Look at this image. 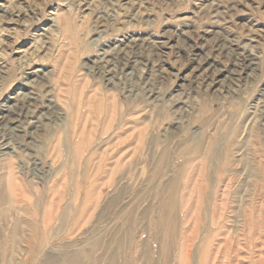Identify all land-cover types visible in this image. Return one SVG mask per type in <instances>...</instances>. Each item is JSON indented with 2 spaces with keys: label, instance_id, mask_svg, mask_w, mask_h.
Listing matches in <instances>:
<instances>
[{
  "label": "rangeland",
  "instance_id": "obj_1",
  "mask_svg": "<svg viewBox=\"0 0 264 264\" xmlns=\"http://www.w3.org/2000/svg\"><path fill=\"white\" fill-rule=\"evenodd\" d=\"M121 41L110 88L89 67ZM29 95L61 129L16 121ZM0 116V187L11 163L28 190L0 199V264H264V0H0Z\"/></svg>",
  "mask_w": 264,
  "mask_h": 264
},
{
  "label": "bare ground",
  "instance_id": "obj_2",
  "mask_svg": "<svg viewBox=\"0 0 264 264\" xmlns=\"http://www.w3.org/2000/svg\"><path fill=\"white\" fill-rule=\"evenodd\" d=\"M180 37V36H178ZM129 40V39H128ZM223 42V41H222ZM122 45L124 46H127L128 43L126 44L125 41H121V43L113 50V51H106L104 54H102V56L99 59L98 63L96 64H92L89 68L91 70V72H93L95 75H98V77H100L101 79H104V82L106 83L107 87H110V88H113L115 87L116 85V80H115V76L118 74V73H123V74H127L129 73V66L130 64V59H129V51H127L126 49H124L122 47ZM223 45V44H222ZM225 46V45H224ZM231 47V46H230ZM126 48V47H125ZM222 50V49H221ZM211 58V57H209ZM236 58H237V55H236ZM237 63L239 64V61L244 63L246 60H247V57H245L244 59L242 58L240 60V57L237 58ZM97 60V59H96ZM135 62V61H134ZM209 62L206 61V64H208ZM236 63V65H237ZM252 64V63H251ZM244 65V64H243ZM113 68H112V67ZM213 66H216L215 63H209V65L205 66V71H204V75L205 77L207 78V73L209 72V75L212 76L214 75V80L217 79V82L219 83V79L224 75V70L223 69H219L218 67L215 68ZM111 67V68H109ZM40 71H33L32 73H39ZM207 72V73H206ZM217 72V73H215ZM232 75V73H231ZM129 77V76H128ZM129 79V78H128ZM232 79V78H231ZM212 80V79H211ZM210 80V81H211ZM33 83V82H32ZM150 85V84H149ZM149 92V91H148ZM25 94H22V97L24 96ZM20 96H17V97H14V104L13 106H10L12 109H16V112H17V116L15 117L16 118V121L20 122V124H22V121H27V120H30V118H36L35 116V111L36 109L34 110V108L36 107L37 108V105H40L41 108L44 107V110L42 109V113L40 116H38V118H36V120L33 122L31 121V124L30 126L33 127V129H44L46 130H50V131H54V130H58V129H61L62 127H60L59 125H55L53 127H47V126H44L46 128H43V118H46V119H50L51 120V117L52 118H55V120H58L59 119V114L57 113V111L54 109L53 107V100L50 99L48 100L47 103H44V102H38V98L36 96H33V95H29L25 98H23V102L19 103L21 100ZM106 99L108 100V98L106 97ZM7 104V103H6ZM175 104V103H174ZM12 105V104H11ZM110 105V104H109ZM108 105L109 109L112 110L113 108H111L110 106ZM8 108V107H7ZM177 108V107H176ZM7 111V110H6ZM106 114L109 113V111L107 110H104ZM8 112V111H7ZM5 114V113H4ZM33 116V117H32ZM2 117V116H0ZM6 118V117H4ZM2 121V119H1ZM28 122V121H27ZM30 123V122H29ZM45 125V124H44ZM16 129V128H15ZM14 129V130H15ZM29 130V129H28ZM11 134V133H10ZM70 147H72V155L74 158H77L79 157V154H80V149H81V146L83 145V142L81 140H78L76 141L75 143H70L69 144ZM64 146H65V140L64 139H58L54 145V148L55 150L57 151V154L58 152L62 151L64 149ZM90 146V145H89ZM85 147V146H84ZM195 147V146H194ZM199 148V147H198ZM11 144L7 141L6 138H3L2 139V144L0 146V156L1 155H6V154H10L11 152L17 156V153L13 151H11ZM83 150H85L83 148ZM71 152V151H70ZM21 154V153H20ZM61 154V152H60ZM12 155V154H11ZM56 155V154H55ZM64 157V156H63ZM167 155L164 154L163 157L160 158V162L163 164L164 162L167 161ZM59 158V157H58ZM57 161V160H56ZM78 161V160H77ZM36 162V163H35ZM32 163V165H34V167H38L40 165V169L44 168V165L41 164V163H38L37 161H35ZM55 162V160H54ZM81 162V161H80ZM127 162V161H126ZM125 162V163H126ZM11 163H9V172H8V176H6L5 180L7 179L8 181V187H6L7 191H5V189H3L2 187H0V199H4L6 197V193L10 196H25V194L27 193V189L25 188L24 186V183L22 181H20L17 176L15 175V171H14V167L12 166L11 167ZM23 166V165H22ZM34 167H30L29 164L27 163V168H28V171L30 170H35ZM46 167V166H45ZM22 168V167H21ZM26 168V169H27ZM22 170V169H21ZM25 181V180H24ZM32 181H28V184H30ZM4 184H2L3 186ZM1 186V184H0ZM19 187V188H18ZM93 190V189H92ZM93 191L90 192L91 196L93 197L92 195ZM60 194V193H59ZM49 206H47L48 208V211H50L51 209V205H53V203L51 202L50 204H47ZM57 208V207H56ZM55 208V209H56ZM163 217H164V214H163ZM163 217L161 218V220H163ZM175 220V219H174ZM236 220V219H235ZM255 221V220H254ZM22 221L20 220V218H17L16 219V226L18 227L20 225ZM164 222V220H163ZM47 223H49V221H47ZM240 223V222H239ZM256 223V222H254ZM171 224V228L173 227L174 228V224L175 223H170ZM253 224V223H252ZM253 226V225H252ZM256 226V225H255ZM239 233V232H238ZM225 238V237H224ZM239 238V237H238ZM236 240V239H235ZM234 241V239H233ZM238 242V241H237ZM234 243V242H233ZM226 247V246H225ZM228 247V250H229V245H227ZM215 249V248H213ZM212 249V251H213ZM226 249V248H225ZM230 249H232V247H230ZM186 248L183 249V244L181 245V249H180V252H179V264L182 263V264H185L186 262V257H188L190 255V253L188 254L186 251ZM224 250V249H223ZM233 250V249H232ZM237 251H239L240 253V249H239V246H237L236 248ZM212 251H209L211 252V254L208 255V259L206 258L207 262L206 264H215L217 261L219 262L218 264H230V260H225V258L228 259L227 255H228V252L225 251L224 253L219 254V251H215V254L213 256L212 254ZM239 255V254H238ZM229 256V255H228ZM240 257V256H238ZM224 258V259H223ZM217 260V261H216ZM237 260V259H235ZM209 261V262H208ZM241 261L240 263H242V260H239ZM76 261L73 260L71 263L69 262L68 264H74ZM239 263V264H240ZM243 264V263H242Z\"/></svg>",
  "mask_w": 264,
  "mask_h": 264
}]
</instances>
